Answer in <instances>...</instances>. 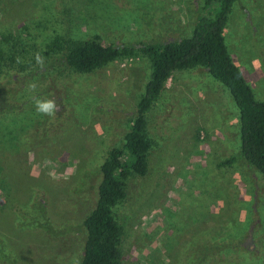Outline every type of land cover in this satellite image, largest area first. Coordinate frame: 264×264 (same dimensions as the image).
<instances>
[{
	"label": "rangeland",
	"instance_id": "374dc122",
	"mask_svg": "<svg viewBox=\"0 0 264 264\" xmlns=\"http://www.w3.org/2000/svg\"><path fill=\"white\" fill-rule=\"evenodd\" d=\"M203 0H0V264L80 259L106 151L120 145L149 76L143 57L90 73L44 68L35 54L55 37L102 44L190 35ZM227 54L264 102V0H236L223 29ZM55 57L57 52L53 54ZM58 57V56H57ZM19 58L20 62H17ZM36 83L35 91L29 85ZM34 97L55 99L56 116ZM237 109L201 66L175 72L146 114L144 176L125 180L112 207L120 264H264V180L243 161Z\"/></svg>",
	"mask_w": 264,
	"mask_h": 264
},
{
	"label": "trees",
	"instance_id": "16d2710c",
	"mask_svg": "<svg viewBox=\"0 0 264 264\" xmlns=\"http://www.w3.org/2000/svg\"><path fill=\"white\" fill-rule=\"evenodd\" d=\"M235 1L203 0L196 10L188 37L121 44H102L97 35L83 41L55 37L41 52L48 65L63 67L59 73L64 70L90 73L109 62L134 57H143L149 64V76L123 142L111 146L98 167L97 198L82 221L85 232L82 255L69 264H120L118 245L122 229L114 219L112 207L124 199L127 177L131 174L144 176L147 171L150 143L145 131L146 114L164 90L167 80L177 71L201 66L227 89L237 109L239 148L235 154L212 162L215 178L228 187L223 179L225 171L243 161L264 180V102L254 99L251 87L231 61L223 42V29ZM55 52L58 57L53 56ZM10 110L13 107L1 99L0 114ZM262 240L264 242V227Z\"/></svg>",
	"mask_w": 264,
	"mask_h": 264
},
{
	"label": "clouds",
	"instance_id": "9594fccd",
	"mask_svg": "<svg viewBox=\"0 0 264 264\" xmlns=\"http://www.w3.org/2000/svg\"><path fill=\"white\" fill-rule=\"evenodd\" d=\"M45 57L42 56L39 52L35 54V61L41 69L44 68L45 65ZM17 62L19 63L20 60L17 58ZM29 89L35 91L37 88L36 83H32L29 86ZM35 102V109L36 112L40 115H44L47 117H55L57 112L60 111V106L57 104L55 99H43L39 97H34Z\"/></svg>",
	"mask_w": 264,
	"mask_h": 264
}]
</instances>
